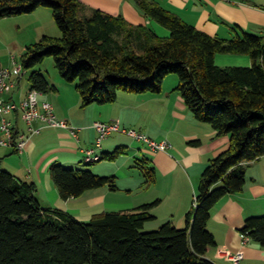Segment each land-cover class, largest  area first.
I'll list each match as a JSON object with an SVG mask.
<instances>
[{
  "label": "trees",
  "instance_id": "trees-1",
  "mask_svg": "<svg viewBox=\"0 0 264 264\" xmlns=\"http://www.w3.org/2000/svg\"><path fill=\"white\" fill-rule=\"evenodd\" d=\"M134 1L170 34L160 37L149 25L134 26L121 15L101 10L84 15L86 6L80 0H0V20L40 7L52 9L62 36L43 35L27 45L21 65L31 70L53 57L61 77L76 83L84 108L113 103L119 91L161 93L166 78L176 74L177 90L194 117L209 123L218 136H229L230 147L203 171L186 225L167 221L151 231L144 227L155 218V202L81 221L57 207H43L34 183L0 168V264H218L208 257L216 245L208 228L214 209L227 195L245 188V163L264 157V32L233 25L231 38L212 36L158 0ZM218 54H247L252 65L222 67L216 64ZM29 82L30 91L55 88L39 69ZM19 137L14 127V147ZM126 153L127 147L120 146L99 161ZM140 160L145 183L151 185L156 173L150 158ZM50 174L64 200L91 189H119L115 175L90 169L54 163ZM241 232L264 248V214L249 217Z\"/></svg>",
  "mask_w": 264,
  "mask_h": 264
},
{
  "label": "crops",
  "instance_id": "crops-1",
  "mask_svg": "<svg viewBox=\"0 0 264 264\" xmlns=\"http://www.w3.org/2000/svg\"><path fill=\"white\" fill-rule=\"evenodd\" d=\"M80 1L86 6L84 15L101 10L113 16L121 15L134 26L149 25L160 37L170 34L167 28L148 19L134 0ZM158 1L176 12L187 23L212 36L231 38L233 25L251 33L264 32V0ZM45 15L49 19V12L40 7L31 14L18 16V19H21L19 22L25 26L38 23L44 30L41 33L43 35L60 36L59 30H55L53 24H50L52 31H49V25H46L49 20H44ZM216 64L222 67L251 66L252 59L247 54H218ZM9 67L1 66L0 70H13ZM11 79L16 80V86L5 94V98L20 102L30 91V84L24 81V76L17 79L12 75ZM62 81L64 80L61 78L49 80L55 88L43 93L42 99L52 104L58 119L66 120L73 127L80 128L78 136L72 135L68 129L46 126L39 120L33 123V127L41 128L40 133L30 135L29 125L21 118V113L12 112L7 117L14 122L13 128L19 129L20 136L24 134L30 138L22 151L13 145L0 144V168L5 166L16 176L34 183L36 197L43 207H57L81 221H89L96 213L131 210L155 202L151 211L155 216L152 226L173 221L176 226L184 227L186 215L194 205L201 175L212 158L230 147L229 136H218L209 123L198 121L194 117L177 90V81L165 80L161 93L119 91L115 102L95 103L87 108L82 107L81 95L76 87L74 88V84H64ZM133 102L135 103L132 104ZM79 107L83 110H79ZM87 109H91V114H85ZM137 110H142L143 114L149 117V122L142 121L145 119L144 115L141 121L135 120ZM2 118L0 115V137L5 138V133L1 131ZM96 121H118L123 129L138 130L155 141L167 140L172 146L168 150L154 151L145 142L140 141L145 146L131 150L126 139L131 136L113 132L98 147V133L93 128ZM193 140L199 141L191 143ZM120 146L127 147V153L120 155L116 160H106L114 163V169L109 162H102L94 165L93 171L96 174L115 172L118 176H123L125 166L120 162L122 158L128 157L127 159L137 161L140 155L147 156L150 158V168L155 170L156 180L148 186L145 181L142 182L143 188L148 187L142 196L134 198V187L138 182L133 181L127 183V186L131 187H127V193L123 195L120 193L123 190L121 187L113 191L106 186L88 190L78 198L64 200L60 196L50 174L52 164L60 163L76 168L84 159L85 149L93 148L97 154L103 156L105 152L114 151ZM245 164V188L227 195L215 207L209 221L208 228L215 236L216 245L211 247L208 257L218 264H234L228 256L240 250L244 251L241 264H264V248L252 240L244 244L241 232L249 217L264 214V157ZM124 177L130 176L125 173ZM162 208L168 209L163 215L158 212Z\"/></svg>",
  "mask_w": 264,
  "mask_h": 264
},
{
  "label": "built area",
  "instance_id": "built-area-1",
  "mask_svg": "<svg viewBox=\"0 0 264 264\" xmlns=\"http://www.w3.org/2000/svg\"><path fill=\"white\" fill-rule=\"evenodd\" d=\"M22 72V65L18 64L17 62H15L13 71L9 69L0 70V115L3 117L1 131L4 132L6 135L5 138L0 137V144L4 146L13 144L12 139L14 122L8 119L7 117V115L12 112L21 113L22 119L29 125L30 135L40 133L41 128L33 127V123L39 120L47 126L68 129L72 135L78 136V131L80 130V128L78 129L76 127L71 126L67 121L58 120L54 113V108L52 104L47 100L42 99L43 93L37 90H31L26 96V98L19 103L5 98V94L9 93L12 88L16 85V81H12L11 76L15 75L16 78H20L23 76ZM93 128L98 133V138L96 141V145L98 147H100L102 141L113 132H122L133 137L138 141L145 142L154 151L168 150L172 146V144L167 140L158 142L137 130L123 129L120 127L118 121H96L93 123ZM29 138L30 136L26 137L24 134L21 135L20 139L15 145L17 149L20 151L24 150L28 144ZM84 154V160L89 163L97 162L102 157L100 154H97L95 149L93 148L85 149ZM243 239L244 244H247L251 241V239L246 235H243ZM228 257L234 264H241L242 260L244 259V251L240 250L234 252L232 254H229Z\"/></svg>",
  "mask_w": 264,
  "mask_h": 264
},
{
  "label": "rangeland",
  "instance_id": "rangeland-1",
  "mask_svg": "<svg viewBox=\"0 0 264 264\" xmlns=\"http://www.w3.org/2000/svg\"><path fill=\"white\" fill-rule=\"evenodd\" d=\"M44 8H45V10H47L49 12V19L46 18V15L44 16V20H49V22L46 24V25H49L48 29H50V24H53V28H55V30H59L60 37H61L62 31L58 27V25H57V23L53 17L52 9H50L49 7H44ZM10 18H12V19H10ZM18 18H19L18 16H13V17H6V18H3L0 20V67L1 66L4 67V66L9 65L10 69H14L15 61L18 64H21L22 56L25 52L26 46L29 44H32V43H36L42 38L43 34H41V33L44 30H42L43 28L41 25H39L38 23H34L32 25L25 26L24 24H21L19 22V20H21V19H18ZM50 20H51V22H50ZM49 31H52V27ZM36 34L38 36H36ZM38 69L50 81H53L55 79H60V78L62 80H64L61 77L58 69L56 68L54 58L53 57H46L44 59V61L42 63H40L35 69H31V70H24L23 69L22 73L24 76V81L27 84L28 83L30 84L29 79H30L31 73L34 70H38ZM171 80H173V82L177 81L179 83V78L176 74H170L166 78V82H170ZM62 82H64V84H67L65 80ZM68 84H74L73 85L74 88L76 87V83H68ZM134 103L135 102H133L132 104H134ZM79 110H83V109H81L79 107ZM87 110L85 111V114H87V113L91 114V109H87ZM130 115H132V114H130ZM143 115L145 116V119H142ZM141 119L143 122L144 121L149 122L148 121L149 117L145 113L143 114L142 110H137L135 120L141 121ZM21 124H22V122H21ZM138 129H140V128H138ZM126 139H127V142L129 143V145L131 146V150H132V148L139 149V148H143L145 146L144 143L137 141L136 139H133L131 137H126ZM139 157L141 158L142 156L140 155ZM127 158L128 157H124L120 160V162L123 164V166H125L123 168L124 169L123 170V176H118L117 174H115V172H113V173L109 172L108 174H99V175H104V176L116 175L117 176L116 184L123 189L122 191H120V193L122 195L127 193V189H128L127 187L130 186V185L127 186V183H129V181H133V183L138 182L137 185L134 184L136 186L134 187V194L133 195H134V198L136 196L140 197L143 195V193L146 192L145 190H148V187H144V188L142 187V185H143L142 182L145 181V179L147 178L144 176L143 168H141L145 164L141 160L137 162V161H133V160L127 159ZM122 160H124V161L122 162ZM102 162H109V165L111 164V166H113L112 169H114V167H115V165H113L114 163L111 161L102 160L99 162H95L94 164H87L85 162V160L83 159L78 164V166L76 168L90 169L93 171L94 165H97V164L102 163ZM137 164H139L140 167ZM69 167H71V166H69ZM2 169L7 170V168L5 166H3ZM125 173H127L130 177H127V178L124 177ZM142 189H144V190H142ZM167 211H168L167 208H162L158 212L163 215ZM261 215H263V214H261ZM154 222L155 221H148L147 225H145V227H144V230L145 231H151V230L158 229L160 226H152L151 225Z\"/></svg>",
  "mask_w": 264,
  "mask_h": 264
}]
</instances>
